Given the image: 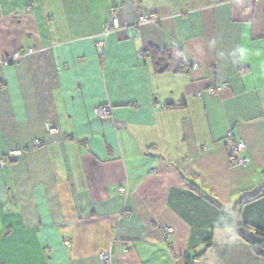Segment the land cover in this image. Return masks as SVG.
<instances>
[{"label":"crops","instance_id":"crops-1","mask_svg":"<svg viewBox=\"0 0 264 264\" xmlns=\"http://www.w3.org/2000/svg\"><path fill=\"white\" fill-rule=\"evenodd\" d=\"M16 53L0 160L45 145L0 163V263L264 264L237 232L263 244L264 0H0V57Z\"/></svg>","mask_w":264,"mask_h":264},{"label":"built area","instance_id":"built-area-1","mask_svg":"<svg viewBox=\"0 0 264 264\" xmlns=\"http://www.w3.org/2000/svg\"><path fill=\"white\" fill-rule=\"evenodd\" d=\"M117 11H118L117 7L110 8V18L104 24L103 29L100 33L101 40L99 41V44H103L105 41V38L111 32L115 31L118 28ZM154 20L155 18L152 15L140 14L138 17V24L145 23V22H153ZM17 57H18V53L13 54L11 56H7V57H0V65H7L9 64L10 61H15ZM226 87H227V83L223 81L218 84L209 86L207 90L204 92L208 94H212V93L222 91ZM197 95L201 96L202 92L198 91ZM110 112H111V106L109 104L96 105L93 107V113L95 117L99 119H104V118L109 117ZM45 130L47 133L52 134V135L59 133V128L54 123H46ZM65 139L70 140L71 136L67 135L65 136ZM225 142L228 145V150H227L228 163L230 165H246L248 163V158L243 155V151L246 148L244 141H242L241 139L236 140L233 138L232 135H229L228 137H226ZM44 145H45V142L42 138H36L32 141L29 147H25V148L13 147L7 151V153L5 154V158H2L0 160V163L4 164L5 161L7 160L6 158L22 155L24 153H27L30 150L40 148ZM172 233H173L172 227L170 226L163 227L162 229L163 239H167L168 237L172 235ZM46 252H49V250L47 249ZM99 255L102 260L108 259V254L106 252H101L99 253Z\"/></svg>","mask_w":264,"mask_h":264},{"label":"trees","instance_id":"trees-1","mask_svg":"<svg viewBox=\"0 0 264 264\" xmlns=\"http://www.w3.org/2000/svg\"><path fill=\"white\" fill-rule=\"evenodd\" d=\"M148 51L152 55V57L154 58L155 63H157L156 61H159V57L157 55H161V54H163V55H169V54L166 53L168 51H165V50H161L160 51L156 47H149L148 48ZM251 199H252V195L250 197L243 198L242 199V202L243 203H246V202L250 201ZM237 232H238V234H239V236L241 238H243L245 241H247L252 246L253 250L255 251V253L258 256H264V233L262 231H260L259 229H257V234L259 236H261L263 244H259L254 239L250 238L246 234V232L243 229H241V227H238L237 228ZM184 264H188L187 259H184Z\"/></svg>","mask_w":264,"mask_h":264}]
</instances>
